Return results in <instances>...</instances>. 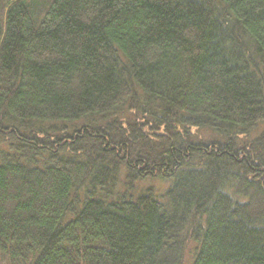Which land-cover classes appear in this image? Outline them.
<instances>
[{"label": "trees", "instance_id": "1", "mask_svg": "<svg viewBox=\"0 0 264 264\" xmlns=\"http://www.w3.org/2000/svg\"><path fill=\"white\" fill-rule=\"evenodd\" d=\"M0 264H264V0H0Z\"/></svg>", "mask_w": 264, "mask_h": 264}, {"label": "rangeland", "instance_id": "2", "mask_svg": "<svg viewBox=\"0 0 264 264\" xmlns=\"http://www.w3.org/2000/svg\"><path fill=\"white\" fill-rule=\"evenodd\" d=\"M80 124V123H78ZM200 136L202 138H213V135L210 133H206V131L201 132ZM147 180V181H146ZM143 181H138L136 186H135V190L138 191L141 188H148V187H152L153 190L156 191V193H162L168 186V183H165L164 181L161 182L159 180H154V179H146ZM155 193V194H156ZM160 195L156 194V197L159 199L161 197H159Z\"/></svg>", "mask_w": 264, "mask_h": 264}]
</instances>
